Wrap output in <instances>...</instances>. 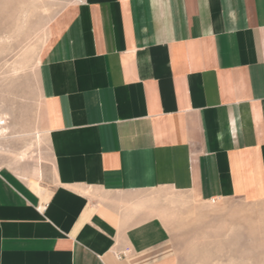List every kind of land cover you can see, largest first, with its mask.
Returning a JSON list of instances; mask_svg holds the SVG:
<instances>
[{
  "label": "crops",
  "instance_id": "crops-1",
  "mask_svg": "<svg viewBox=\"0 0 264 264\" xmlns=\"http://www.w3.org/2000/svg\"><path fill=\"white\" fill-rule=\"evenodd\" d=\"M51 34V185L0 165V264H175L154 191L264 199V0H78Z\"/></svg>",
  "mask_w": 264,
  "mask_h": 264
},
{
  "label": "rangeland",
  "instance_id": "rangeland-1",
  "mask_svg": "<svg viewBox=\"0 0 264 264\" xmlns=\"http://www.w3.org/2000/svg\"><path fill=\"white\" fill-rule=\"evenodd\" d=\"M76 1L0 0V126L6 131L0 165L27 178L41 158L47 187L38 67L55 20ZM154 195L156 221L174 247L175 264H264V199L203 200L168 188Z\"/></svg>",
  "mask_w": 264,
  "mask_h": 264
},
{
  "label": "bare ground",
  "instance_id": "bare-ground-1",
  "mask_svg": "<svg viewBox=\"0 0 264 264\" xmlns=\"http://www.w3.org/2000/svg\"><path fill=\"white\" fill-rule=\"evenodd\" d=\"M6 131L0 126V141L4 140L5 137H6ZM1 150V149H0ZM4 151V150H3ZM35 176L39 177V172L38 170L35 171ZM28 178V176H27ZM33 178V177H32ZM29 179V178H28ZM27 179V180H28ZM31 182V183H30ZM29 183H30V186H31V189L36 193L38 194L42 201L45 202L47 200V192L42 189V187L40 186V184L38 183V181L36 180H31Z\"/></svg>",
  "mask_w": 264,
  "mask_h": 264
}]
</instances>
